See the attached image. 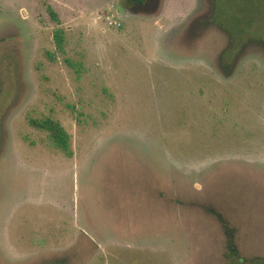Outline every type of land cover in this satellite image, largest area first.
<instances>
[{
    "label": "rangeland",
    "instance_id": "374dc122",
    "mask_svg": "<svg viewBox=\"0 0 264 264\" xmlns=\"http://www.w3.org/2000/svg\"><path fill=\"white\" fill-rule=\"evenodd\" d=\"M213 11L0 0V264H264V45Z\"/></svg>",
    "mask_w": 264,
    "mask_h": 264
},
{
    "label": "trees",
    "instance_id": "16d2710c",
    "mask_svg": "<svg viewBox=\"0 0 264 264\" xmlns=\"http://www.w3.org/2000/svg\"><path fill=\"white\" fill-rule=\"evenodd\" d=\"M234 4L238 11L246 10V7H249L251 14L247 23L243 22L242 16L232 15L233 6L226 9L225 7L229 4L223 0H214V13L211 16V20L230 35L232 46L226 51V54L233 53L235 48L241 49L249 40L258 41L264 45V21L260 15V8H264V0H235ZM52 15L57 17L53 11ZM257 23H259L258 30H255ZM245 27L247 28L245 29ZM63 34V30H57L55 33L57 45L61 49H63L64 42ZM31 122L36 128L48 132L49 137L58 147L63 150L69 148L67 132L59 121L52 117H45L32 119Z\"/></svg>",
    "mask_w": 264,
    "mask_h": 264
}]
</instances>
